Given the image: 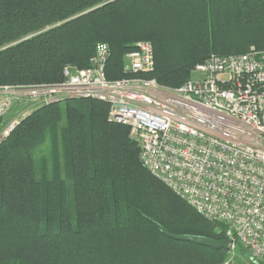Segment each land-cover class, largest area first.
I'll return each mask as SVG.
<instances>
[{"label": "trees", "instance_id": "16d2710c", "mask_svg": "<svg viewBox=\"0 0 264 264\" xmlns=\"http://www.w3.org/2000/svg\"><path fill=\"white\" fill-rule=\"evenodd\" d=\"M142 40L155 53L145 77L179 87L211 54L264 49V0H0V86L60 82L101 42L108 78L137 76L124 58ZM108 111L94 99L52 102L0 142V264L222 263L228 250L160 230L226 238L143 166L129 127Z\"/></svg>", "mask_w": 264, "mask_h": 264}, {"label": "built area", "instance_id": "2783aa9c", "mask_svg": "<svg viewBox=\"0 0 264 264\" xmlns=\"http://www.w3.org/2000/svg\"><path fill=\"white\" fill-rule=\"evenodd\" d=\"M111 50L98 43L89 66L66 65L63 80L50 84L0 86L12 101L46 105L94 99L109 105L108 120L129 127L140 144L143 166L197 213L224 227L264 263V49L211 54L194 76L168 87L145 75L155 70L151 41L136 43L124 70L137 76L110 79ZM25 116H15L0 134L10 135Z\"/></svg>", "mask_w": 264, "mask_h": 264}, {"label": "rangeland", "instance_id": "374dc122", "mask_svg": "<svg viewBox=\"0 0 264 264\" xmlns=\"http://www.w3.org/2000/svg\"><path fill=\"white\" fill-rule=\"evenodd\" d=\"M251 48H256V47L252 46V47H250V49ZM69 65H71V64H69ZM71 66L74 67V68H78L75 65H71ZM193 69L191 71L190 78L195 77ZM44 84H47V83H44ZM13 86H15V85H13ZM6 94L7 93L0 91V104H2L3 100L8 96ZM43 106H45V105L33 104L32 106H29L26 102H20L18 100L12 101V106L10 107L8 112L0 117L2 119V125H1V129H0V134H1L4 126L6 124H8L15 116L21 114V116L24 115L26 117V116L30 115L33 111H35V110H37V109H39V108H41ZM63 125L64 126L67 125L66 104H64V103L62 104V121L60 122V126H63ZM129 136L131 137L130 130H129ZM138 145H139V148H140V144H138ZM140 150H141V148H140ZM48 153H49V142H47L37 152V155H36L37 162H39L40 157L47 156ZM221 228L222 227H220V229H218V231H221L222 230ZM252 258H253V256L249 252L248 249L245 250L244 248L242 249V248L236 247L235 250H228V252L225 255V258H224L223 262L220 263V264H252V260H251Z\"/></svg>", "mask_w": 264, "mask_h": 264}, {"label": "water", "instance_id": "95a60500", "mask_svg": "<svg viewBox=\"0 0 264 264\" xmlns=\"http://www.w3.org/2000/svg\"><path fill=\"white\" fill-rule=\"evenodd\" d=\"M160 230L168 237L182 241H189L198 245L208 246L214 249H226L231 250L233 247V240L230 238L216 239L208 236L193 235V234H173L169 232L162 225L158 224ZM260 264V263H256Z\"/></svg>", "mask_w": 264, "mask_h": 264}]
</instances>
